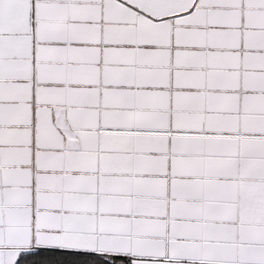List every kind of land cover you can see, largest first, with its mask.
<instances>
[{
    "label": "snow or ice",
    "instance_id": "snow-or-ice-1",
    "mask_svg": "<svg viewBox=\"0 0 264 264\" xmlns=\"http://www.w3.org/2000/svg\"><path fill=\"white\" fill-rule=\"evenodd\" d=\"M0 264H264V0H0Z\"/></svg>",
    "mask_w": 264,
    "mask_h": 264
}]
</instances>
